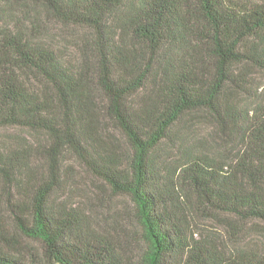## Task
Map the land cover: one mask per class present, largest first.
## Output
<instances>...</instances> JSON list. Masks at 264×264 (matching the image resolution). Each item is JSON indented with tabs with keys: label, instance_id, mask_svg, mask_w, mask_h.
<instances>
[{
	"label": "trees",
	"instance_id": "16d2710c",
	"mask_svg": "<svg viewBox=\"0 0 264 264\" xmlns=\"http://www.w3.org/2000/svg\"><path fill=\"white\" fill-rule=\"evenodd\" d=\"M6 128L33 140L0 143V264H264V239L196 237L219 217L264 237V0H0ZM77 166L139 240L75 201Z\"/></svg>",
	"mask_w": 264,
	"mask_h": 264
},
{
	"label": "rangeland",
	"instance_id": "374dc122",
	"mask_svg": "<svg viewBox=\"0 0 264 264\" xmlns=\"http://www.w3.org/2000/svg\"><path fill=\"white\" fill-rule=\"evenodd\" d=\"M43 28L45 34L58 41L70 38L77 31L75 28L63 26L47 19L43 20ZM196 123V130L199 131L201 136L208 138L215 136V128L211 122L201 120ZM12 138L13 140L23 138L27 143L33 140L32 133L27 130L16 128L0 129V143H6ZM77 167L72 168L76 177L74 184L75 201L87 211H92L102 226L113 228L120 236H126L128 232L133 231L138 235H136V239L139 240L140 226L134 220V205L132 202L125 197L114 196L109 191H105L102 184L93 179L83 169ZM98 187L104 191H99ZM102 192L105 195L100 198V193ZM221 218L225 217L199 220L201 232L197 233L196 237L199 238L201 234L210 233L214 239L231 249L240 245L257 246L263 241V235L258 230V226L253 224V222L245 225L238 224L237 228L232 229L226 226L221 221Z\"/></svg>",
	"mask_w": 264,
	"mask_h": 264
}]
</instances>
